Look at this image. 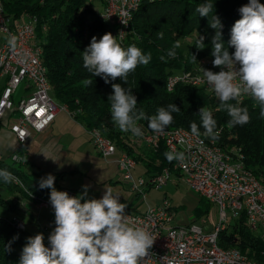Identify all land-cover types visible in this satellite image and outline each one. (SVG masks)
Masks as SVG:
<instances>
[{"label": "trees", "instance_id": "trees-1", "mask_svg": "<svg viewBox=\"0 0 264 264\" xmlns=\"http://www.w3.org/2000/svg\"><path fill=\"white\" fill-rule=\"evenodd\" d=\"M0 1L7 16H27L34 20L35 42L41 47V59L46 67L50 94L55 103L65 106L70 115L87 129L96 128L103 133L118 151L132 157L136 165L141 164L144 175H155L163 167H168L174 175H180V172L174 160L170 163L166 159L165 153L170 151L164 144L152 148L144 144L139 136L121 132L115 126L108 101L113 94V83H121L126 90H132L137 98V109H142L148 116L155 115L158 108H167L169 104L180 108V111L172 113L173 122L166 129L184 127L191 130L190 125L195 122L201 135H204L199 109L207 108L216 120L215 130L219 133L215 144L233 155L239 151L245 166L264 182V116L261 115L260 106L251 97L245 96L240 100V106L248 109L250 121L244 125L229 126L231 118L221 109L219 100L213 94L201 87L179 84L167 90L165 86L167 75L174 70L189 68L200 58L212 63L211 39L215 30L209 27V20L213 14L219 17L223 25L222 42L227 46L231 28L241 18L238 9L248 0H210L214 4V13L208 17H201L195 11L206 0H143L133 13L121 40L115 35L116 27L101 17V11H97L93 0ZM100 2L104 8V0ZM259 2L264 4V0ZM161 32L163 38L159 37ZM105 33L116 37L122 47L135 44L144 54H151L150 62L129 73L126 83L119 78L105 83L103 78L94 77L83 66L82 52L90 45L92 37L99 40ZM198 35L205 37L206 47L203 50L195 46ZM177 41L180 47L173 49ZM170 50L175 51L174 57L168 55ZM228 50L234 52V48L229 47ZM89 79L92 80L90 85L86 83ZM3 85L4 80L0 79V86ZM229 103L235 104L236 101ZM138 125L142 130L149 129L147 120L138 121ZM15 151L23 157L21 148ZM13 162L7 163L0 159V169L12 173L22 185L14 180L5 183L0 178V190L18 192L30 198L35 195L40 200L50 201L51 189H40L39 182L41 178L52 174L56 184L62 173H50L37 168V178H32L21 166L23 160L17 162L18 165ZM195 199L196 204L189 219L192 222L208 215L213 206L201 196L196 195ZM0 204L10 206L1 193ZM135 209L126 207L125 210ZM33 236L27 229L15 228L9 222V217H0V264H19L27 238ZM218 242L222 247H236L257 264H264V237L250 230L243 212L232 222H227L218 233Z\"/></svg>", "mask_w": 264, "mask_h": 264}, {"label": "built area", "instance_id": "built-area-1", "mask_svg": "<svg viewBox=\"0 0 264 264\" xmlns=\"http://www.w3.org/2000/svg\"><path fill=\"white\" fill-rule=\"evenodd\" d=\"M142 1L104 0L101 17L116 27L118 39L124 38L133 13ZM0 32L3 33L0 37V79L4 80L0 92V120L7 122L14 116L9 130L17 143L23 144L31 129L45 130L55 118L57 109L67 108L57 105L50 94L41 47L35 42L34 20L27 16H7L0 1ZM11 36L16 38L14 48L9 45ZM202 69L221 70L208 59L200 58L189 68L169 73L165 80L167 90L182 84L201 87L215 96ZM21 86L25 92L16 99ZM88 130L98 154L116 156L121 180L136 194L144 197L147 187L160 188L169 179L171 172L168 167H163L155 175L134 177V159L118 151L98 129ZM142 131L143 135L139 137L147 146L157 148L162 143L170 152L184 153L183 162L174 160L182 180L196 195L211 202L217 214L213 227L205 228L194 221H179L166 199L147 205L142 211L125 210L134 225L146 228L155 239L143 264H257L238 248L222 247L218 242V233L241 212L250 230L264 237V182L245 166L242 154L239 151L234 155L228 153L213 139L204 135L193 136L191 130L184 127L165 128L162 133L150 129ZM11 159L21 162L23 157L14 151ZM14 178L15 183L22 185L19 179ZM59 191L76 196L70 188L63 187ZM31 198L42 206L52 207L50 201L40 200L35 195ZM9 222L19 230L26 229L23 219L16 214L9 217Z\"/></svg>", "mask_w": 264, "mask_h": 264}, {"label": "clouds", "instance_id": "clouds-1", "mask_svg": "<svg viewBox=\"0 0 264 264\" xmlns=\"http://www.w3.org/2000/svg\"><path fill=\"white\" fill-rule=\"evenodd\" d=\"M195 11L201 17H208L214 13V4L206 0ZM238 11L241 18L232 26L227 46L222 42L223 25L219 17L213 14L209 20V27L215 30L211 39L212 63L221 70L202 69L221 109L231 118L229 126L244 125L250 121L248 109L240 106L244 96L251 97L264 116V4L259 0H248ZM159 37L163 38L162 32ZM204 40V36L198 35L195 46L203 50L206 47ZM15 41L14 36L9 38V45L13 48ZM179 47L177 41L173 49ZM229 47L234 48V52L230 53ZM82 54L84 68L94 77L103 78L105 83L118 78L126 83L129 73L151 60V54H144L135 44L122 47L111 33H105L99 40L93 36ZM168 55L174 57L175 51L170 50ZM86 83L90 85L92 80ZM112 89L113 94L108 98L111 118L121 132L142 136L138 121L147 120L150 130L162 133L173 122L172 113L180 111L175 104H169L167 108H158L155 115L148 116L142 109H137V98L132 90H126L121 83H113ZM199 115L204 135L218 139L212 112L201 107ZM190 128L193 136L201 135L195 122ZM165 157L170 163L185 159L183 152H166ZM0 178L5 183L15 179L6 169H0ZM54 181L55 177L48 174L39 182L40 189H51L50 203L56 226L48 237L50 247L45 246L42 233L28 237L19 264H143L155 239L146 228L134 225L126 215L127 205L119 202V193L107 187L102 198L86 199L88 186H84L81 194L70 196L66 191H58Z\"/></svg>", "mask_w": 264, "mask_h": 264}, {"label": "crops", "instance_id": "crops-1", "mask_svg": "<svg viewBox=\"0 0 264 264\" xmlns=\"http://www.w3.org/2000/svg\"><path fill=\"white\" fill-rule=\"evenodd\" d=\"M24 92V86H21L15 98H19ZM10 118L7 122L0 120V159L11 156L15 150L21 148L23 151L21 166L30 177L37 178V168L50 173H62L60 179L67 175L81 173L83 185L77 187L78 191L88 186V192L92 194L101 190L106 182H114L118 172L116 156L104 157L98 154L91 142L89 130L73 118L67 110L58 108L49 126L41 132L30 130V135L23 144H18L10 132ZM63 187L74 190L77 196V191L73 187L62 186L60 188ZM7 192L14 200L9 202L6 199L10 205L7 208L11 210V214H16L21 218L24 217V213H30L27 207L25 208L29 203L38 208L47 209L49 207L42 206L21 193ZM86 199L91 198L87 196ZM184 220L182 222L189 221V218Z\"/></svg>", "mask_w": 264, "mask_h": 264}, {"label": "rangeland", "instance_id": "rangeland-1", "mask_svg": "<svg viewBox=\"0 0 264 264\" xmlns=\"http://www.w3.org/2000/svg\"><path fill=\"white\" fill-rule=\"evenodd\" d=\"M93 5L97 8V11L102 12V4L100 0H93ZM3 36V33L0 32V37ZM14 116L10 118L12 122ZM6 124V123H5ZM31 131H33L31 129ZM7 163H11V156L4 158ZM15 165H18L17 162H13ZM143 168L141 164H137L133 169L134 177L138 175H144ZM79 185H83V175L81 173H76L75 175H67L64 178H61L54 184L55 188L58 190L62 186H71L77 191V195L81 194L82 190L78 191L77 187ZM111 187L115 193H119L121 196L119 198L120 203H125L127 208L135 209L136 211H142L147 205H155L162 202L163 199L169 201L172 206V210L174 212L175 218L179 221H185L184 219L191 218V214L194 210V206L196 204V193L188 187V185L182 180L180 175L171 174L169 179L166 181L164 185L160 188L147 187L145 190V196L142 194L135 195V191L131 190L129 185L121 180L119 172H117L114 182L108 183L106 182L101 190H97L96 194L89 193L87 191V196L91 199H100L102 198L105 188ZM96 191V190H95ZM2 197L9 200V202H13V198L11 194L7 192V190H0ZM27 207L30 213H24V217L22 218L25 223V228L32 232L35 236L36 234L42 233L44 235V243L49 244L48 237L51 232L54 230L55 226V216L54 210L52 207L38 208L35 205L25 206ZM11 210H9L6 206L0 204V217L6 218L10 217ZM217 214L215 207L212 206L211 211L208 215L203 216L204 222L202 218L194 221L195 223L204 226L205 228L213 227L214 223L217 221ZM54 221V222H53Z\"/></svg>", "mask_w": 264, "mask_h": 264}]
</instances>
